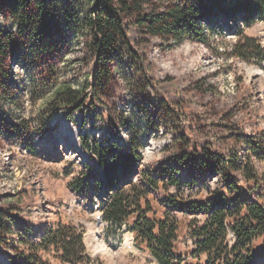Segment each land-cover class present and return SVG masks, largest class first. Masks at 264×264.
I'll use <instances>...</instances> for the list:
<instances>
[{
    "label": "rangeland",
    "instance_id": "1",
    "mask_svg": "<svg viewBox=\"0 0 264 264\" xmlns=\"http://www.w3.org/2000/svg\"><path fill=\"white\" fill-rule=\"evenodd\" d=\"M58 1L64 5L66 0ZM148 1L158 13H163L183 0ZM48 2L53 4L54 11L59 10L55 0ZM241 24L239 19L225 22L205 19L201 21L199 40L180 43L141 30L142 42L134 44L133 49L146 60L148 79L166 89L159 94L153 92L138 64L122 48L119 54L104 60L116 67L112 65V80L97 91L96 106L84 116L73 114L64 118L58 113L43 127L40 120L49 118L44 110L53 83L78 88L85 82L91 64L87 44L91 36L65 30L59 50L39 58H35L34 52H29L26 59L21 58L32 44L24 42L21 52L8 63L7 71L13 77V82L7 85L10 91L0 90V206H10L19 220L10 226L7 245L0 242V264H10L14 254L20 257L33 254L32 247L19 239L26 236L29 239L32 233H40L41 228L56 222L83 232L87 257L94 250L93 245L97 242L103 245L105 251L94 250L98 264H157L136 244L133 252H126L124 246L118 249L111 239L117 231L105 225L100 228L93 221V209L95 206L102 209V203L94 199L89 189L84 194L93 163L90 160L85 163L88 155L82 150L80 137L106 138L118 127L122 145L128 139L142 144L140 168L149 170L181 154V146L176 143L179 131L197 150L202 145L221 154L233 149L243 166L248 153L244 146L235 144L233 137L264 134V62L246 63L232 57L231 51L240 37L256 39L264 50V22L241 30V35L231 32L232 27ZM0 31L14 32L9 20L1 15ZM155 112L158 115L151 121ZM18 124L27 129L25 138L11 132L10 127ZM67 126L76 129L77 139L70 141L63 134ZM249 159L264 178V163ZM180 178L186 180L183 174ZM136 180L135 177L132 184ZM221 188L220 178L214 177L204 183L199 180L192 190L185 188L177 193L171 187L167 193L171 198L181 195L202 200L208 192ZM153 197L165 200L163 191ZM171 216L179 220L175 249L188 255L193 249L188 223L199 225L204 218L199 215L183 218L178 213ZM91 230L95 234L89 233ZM120 235L121 241L134 237L129 231ZM37 241V237L31 240ZM252 251L254 264H264V236L254 241ZM36 254L44 264H63L53 252ZM205 260L202 255L192 261L203 264Z\"/></svg>",
    "mask_w": 264,
    "mask_h": 264
},
{
    "label": "trees",
    "instance_id": "2",
    "mask_svg": "<svg viewBox=\"0 0 264 264\" xmlns=\"http://www.w3.org/2000/svg\"><path fill=\"white\" fill-rule=\"evenodd\" d=\"M55 2L59 6L57 12L48 0H0V15L14 29V32L0 31V90L10 91L7 85L13 82V77L7 71L8 63L21 52L24 42L32 44L21 58L26 59L29 52L39 58L59 50L65 30L91 36L87 41L91 64L85 82L78 88L53 83L44 110L49 118L40 120L41 127L58 113L64 118L73 114L84 116L95 107L97 91L112 80V65L116 67L104 60L119 54L122 48L138 64L153 92L159 94L166 89L148 79L149 66L133 49L134 44L142 42L141 30L180 43L199 40L201 21L205 19L224 22L239 19L245 28L264 22V0H183L163 13H158L148 0H66L64 5ZM231 32L242 34L239 27H232ZM231 56L246 63L264 62L259 42L246 37L238 39ZM161 100L165 102L164 98ZM157 115V112L151 115V121ZM10 128L17 136L26 137L27 129L21 124ZM121 134L120 128L115 127L106 138L80 137L82 150L88 155L85 163L89 160L93 163L84 194L89 189L101 201V219L107 229L118 232L125 225L134 235L136 246L157 264H201L192 260L202 255L206 256L203 264H254L253 243L264 236V178L249 158L264 163V134L234 135L235 144L244 146L249 156L247 163L240 166L233 149L221 154L202 145L197 150L178 131L176 143L181 146V154L145 171H138L142 144L128 139L122 145ZM182 174L186 180L180 178ZM135 177L138 180L132 184ZM214 177L220 178L222 188L208 192L202 200L181 195L171 198L167 193L171 187L177 193L185 188L192 190L199 180L204 183ZM162 191L165 200H155L154 193ZM171 213L183 218L190 215L204 218L199 225L188 223L193 241L188 255L175 249L179 220ZM14 221L19 220L13 209L1 205L0 242L4 245ZM78 232L69 224L56 222L41 228L40 233H32L29 239L21 237L19 240L30 245L34 253L22 257L14 254L10 264H44L37 252H53L63 264H90L83 246V232ZM36 237L38 241L31 242Z\"/></svg>",
    "mask_w": 264,
    "mask_h": 264
},
{
    "label": "bare ground",
    "instance_id": "3",
    "mask_svg": "<svg viewBox=\"0 0 264 264\" xmlns=\"http://www.w3.org/2000/svg\"><path fill=\"white\" fill-rule=\"evenodd\" d=\"M185 131V130H184ZM65 133V135H67L68 137H69V140L70 141H72V140H75V139H77V137H76V134H77V131H76V129L74 130V128H72V127H69V126H67L66 127V130H64L63 131V134ZM62 134V133H61ZM171 140V139H170ZM76 142H77V140H76ZM91 231H93V230H91ZM95 233V232H94ZM93 233V234H94ZM126 241H127V244H130L129 243V239H126ZM97 242V241H96ZM93 249L94 250H99V251H105V249L103 248V245H101L99 242H97V244H95V245H93ZM123 252V251H122Z\"/></svg>",
    "mask_w": 264,
    "mask_h": 264
},
{
    "label": "built area",
    "instance_id": "4",
    "mask_svg": "<svg viewBox=\"0 0 264 264\" xmlns=\"http://www.w3.org/2000/svg\"><path fill=\"white\" fill-rule=\"evenodd\" d=\"M242 25V24H241ZM154 103V100H152V104ZM140 155L142 156V153L140 152ZM142 158V157H141ZM239 162V161H238ZM241 162V161H240ZM142 159L140 160V162L138 163V171H140V170H147V168L145 169V168H140V166L142 167ZM239 165H242V164H239Z\"/></svg>",
    "mask_w": 264,
    "mask_h": 264
},
{
    "label": "clouds",
    "instance_id": "5",
    "mask_svg": "<svg viewBox=\"0 0 264 264\" xmlns=\"http://www.w3.org/2000/svg\"><path fill=\"white\" fill-rule=\"evenodd\" d=\"M157 158H159V157H157Z\"/></svg>",
    "mask_w": 264,
    "mask_h": 264
}]
</instances>
